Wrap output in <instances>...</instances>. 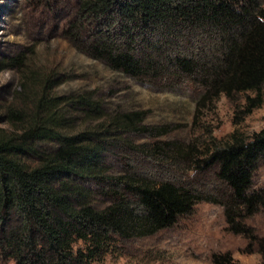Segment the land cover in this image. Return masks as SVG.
Segmentation results:
<instances>
[{"label": "trees", "instance_id": "16d2710c", "mask_svg": "<svg viewBox=\"0 0 264 264\" xmlns=\"http://www.w3.org/2000/svg\"><path fill=\"white\" fill-rule=\"evenodd\" d=\"M76 1L64 36L111 69L160 86L198 82L201 98L224 93L235 100L251 91L244 114L263 102L264 0ZM60 103L70 105L71 116L48 111L18 133L0 132V261L95 264L117 239L170 227L205 199L223 207L226 228L248 239L247 250L256 246L255 264H264V236L244 221L264 207V188H252L264 127L249 135L234 129L196 160L201 169L214 166L226 187L210 196L173 179L110 171L104 154L132 121L123 124L117 114L100 130L69 131L78 117L109 115L87 91ZM95 195L106 204L95 205ZM211 260L243 264L229 250Z\"/></svg>", "mask_w": 264, "mask_h": 264}, {"label": "rangeland", "instance_id": "374dc122", "mask_svg": "<svg viewBox=\"0 0 264 264\" xmlns=\"http://www.w3.org/2000/svg\"><path fill=\"white\" fill-rule=\"evenodd\" d=\"M76 5V0H0V132L18 133L48 111L71 116L70 105H58L57 99L87 91L109 116L78 117L69 131L100 130L117 114L123 124L132 121L104 154L110 171L173 179L204 195L226 193L215 167L201 169L196 160L234 129L249 135L264 127V99L244 114L243 103L247 94H254L251 91L239 93L235 100L224 93L201 98L204 88L198 82L160 86L113 70L64 36ZM252 188H264V159L253 172ZM92 201L106 204L100 195ZM244 221L264 236V207ZM226 227L223 207L201 199L170 227L117 239L95 264H213L212 253L224 250L243 264L260 262L256 246L247 250L248 239ZM209 235L215 239L206 242ZM0 264L15 262L5 259Z\"/></svg>", "mask_w": 264, "mask_h": 264}, {"label": "bare ground", "instance_id": "6f19581e", "mask_svg": "<svg viewBox=\"0 0 264 264\" xmlns=\"http://www.w3.org/2000/svg\"><path fill=\"white\" fill-rule=\"evenodd\" d=\"M210 236V235H209ZM215 236V235H214ZM207 237H208V235H207ZM215 239V237L213 238V236L211 235L209 238H207V241L206 242H209V241H211V240H214Z\"/></svg>", "mask_w": 264, "mask_h": 264}]
</instances>
